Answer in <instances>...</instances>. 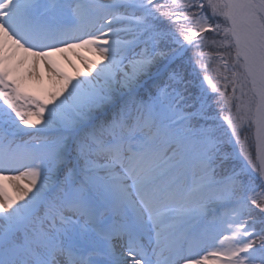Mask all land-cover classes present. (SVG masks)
Instances as JSON below:
<instances>
[{
  "label": "snow or ice",
  "instance_id": "6c2138e0",
  "mask_svg": "<svg viewBox=\"0 0 264 264\" xmlns=\"http://www.w3.org/2000/svg\"><path fill=\"white\" fill-rule=\"evenodd\" d=\"M0 264H264V0H0Z\"/></svg>",
  "mask_w": 264,
  "mask_h": 264
},
{
  "label": "bare ground",
  "instance_id": "6f19581e",
  "mask_svg": "<svg viewBox=\"0 0 264 264\" xmlns=\"http://www.w3.org/2000/svg\"><path fill=\"white\" fill-rule=\"evenodd\" d=\"M76 52H80L81 54L87 56L90 60H96L97 57L91 53L84 52L83 50H74ZM53 60L56 62L57 59L59 61H66L67 65L63 66L61 64H56L59 70L63 71L67 75H74L76 76L77 72L82 68L83 65L80 61L76 58L73 52H66L63 54L57 53L54 54L52 57ZM55 84L52 80H50L48 73H47V66L42 64H37L36 66V78L33 79L32 77L28 78V81L25 85L26 91H30L33 95L40 94L44 92H50L54 90Z\"/></svg>",
  "mask_w": 264,
  "mask_h": 264
},
{
  "label": "rangeland",
  "instance_id": "374dc122",
  "mask_svg": "<svg viewBox=\"0 0 264 264\" xmlns=\"http://www.w3.org/2000/svg\"><path fill=\"white\" fill-rule=\"evenodd\" d=\"M61 63L67 65V63H66L65 60L64 61H61ZM79 71H80V73H84V72H86V69L83 68V69H81ZM5 183H7V182H5ZM8 191H9L10 194H13L14 195V192H13V190L10 187L8 188Z\"/></svg>",
  "mask_w": 264,
  "mask_h": 264
},
{
  "label": "trees",
  "instance_id": "16d2710c",
  "mask_svg": "<svg viewBox=\"0 0 264 264\" xmlns=\"http://www.w3.org/2000/svg\"><path fill=\"white\" fill-rule=\"evenodd\" d=\"M191 55H192V53H191V52H189V53H188V56H191ZM189 71H191V68H189ZM197 71H198V70H197ZM199 83H200V81H199V80H196V81H195V84H196L197 86L199 85ZM204 86H205V87H208V85H207V84H205Z\"/></svg>",
  "mask_w": 264,
  "mask_h": 264
}]
</instances>
